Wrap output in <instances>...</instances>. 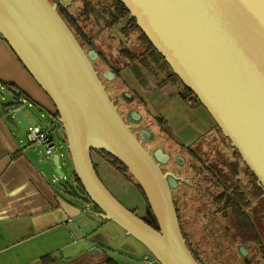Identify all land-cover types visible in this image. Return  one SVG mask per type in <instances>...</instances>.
I'll list each match as a JSON object with an SVG mask.
<instances>
[{"label": "water", "instance_id": "water-1", "mask_svg": "<svg viewBox=\"0 0 264 264\" xmlns=\"http://www.w3.org/2000/svg\"><path fill=\"white\" fill-rule=\"evenodd\" d=\"M119 1L264 188V0ZM57 3L0 0V34L58 110L74 170L102 211L93 213L124 228L159 264H199L181 231L172 193L176 177L161 169L122 117L93 66L98 53L85 51ZM7 101L28 133L22 99ZM92 149L107 150L125 164L144 189L159 231L107 188ZM28 155L45 170L64 175L58 155L52 163L41 161L38 150Z\"/></svg>", "mask_w": 264, "mask_h": 264}, {"label": "crops", "instance_id": "crops-1", "mask_svg": "<svg viewBox=\"0 0 264 264\" xmlns=\"http://www.w3.org/2000/svg\"><path fill=\"white\" fill-rule=\"evenodd\" d=\"M158 77L154 75L159 93L153 94H161L160 105L170 106L165 95L174 90L161 86L162 74ZM136 91L128 96L141 93ZM12 97L22 99L30 126L50 127L66 143L54 103L0 34V264H108L110 259L145 264L142 258L150 253L146 246L116 222L95 214L100 212L75 188L74 169L67 182L54 181L56 172L28 155L38 150L40 159L49 161L38 145H24L26 132L7 101ZM96 161L105 163L101 157Z\"/></svg>", "mask_w": 264, "mask_h": 264}, {"label": "rangeland", "instance_id": "rangeland-1", "mask_svg": "<svg viewBox=\"0 0 264 264\" xmlns=\"http://www.w3.org/2000/svg\"><path fill=\"white\" fill-rule=\"evenodd\" d=\"M62 1L71 11L79 10L78 7L81 3L80 0ZM107 1L108 0H93V3L99 9L100 6ZM90 29L91 30L89 33L90 35H92L93 41H95L97 45V49L102 50L104 53H106V55L109 56V54H111L113 58H115V55L119 53L117 47L120 41H126V44L137 50L140 55L133 66L125 67L118 75H116L115 73H108L107 70L112 72L113 69L109 67L107 68L105 66V63H102V61L97 58L98 56L94 60L95 63L99 64L100 70H104L105 68H107V70H104L106 73H108L105 82L110 88V93L113 100L117 99L115 102L124 116L129 115L130 109H133L134 111L137 110L135 119L140 120L142 126H146L150 131L156 133L157 140L161 141L168 139L169 141H171L175 149V154H177V148L179 147L181 142H184L183 144L188 146H194L197 140H200L201 138L202 141L207 139V132L210 130V127H212L210 125L214 124V119L210 116L206 108L204 109V107H201V115L204 116V118L206 119L205 121L202 120L200 116H196L197 111L192 109L194 108L191 107V101H193V98L189 97L185 92H178V88L175 86H171V84L166 83L167 85H170V89L174 91L167 92L165 95L170 101V106L160 105L162 103L160 99L161 94L160 96H158L159 94H153L154 91L158 92L159 89L155 84L156 81L154 75H159L160 77L162 74L160 72H163L162 70H166V65L160 55H152L151 60L148 62L143 59L144 56L148 58L149 56H147V53L144 52L143 47H139L138 41L136 40V35H132L129 38L123 37L119 33L117 28H113L112 30L107 29V31L104 30L100 32L99 35H95L96 29L94 30L93 26H91ZM85 48L88 47L85 46ZM151 78L153 79V83L150 82ZM136 90L139 91V93L141 91V93H136L134 98L131 97L129 98V100L123 98L124 93L126 95H132V93H134ZM152 96L154 97L153 101ZM185 128L188 129L185 130ZM205 143H208L207 147H205V144H198L197 146L195 144L196 151L200 153L201 156L203 155V157H206L208 155L211 150V145L213 144L207 141ZM150 145L152 147V144ZM180 154L184 158V161L182 166H178L180 169L179 176L182 178L185 177L187 175L186 171L188 169V178L189 180L194 181V188H192V190L191 187H188V183L184 181V183L181 182L178 189L172 192L175 203L177 200L179 210L182 214L181 227L184 234L186 235V232L188 233L189 225L188 218L190 216H194L195 221H197L198 216V214L192 211L191 208H204L206 207L207 202L199 200L200 194L197 192L195 178H190L191 175L193 177L195 175L194 171H190L188 168V164L191 161L190 154L188 152L184 153L183 151ZM92 157L101 179L103 180L105 185H107V187L112 191V193H114L125 205L137 209L135 211L140 215L144 216V214L146 213L147 218L151 220L152 215L135 186L108 162L105 161L103 166L97 164L96 160L100 158L98 153L94 152ZM62 160L65 161L63 169L66 175H70L71 169H74L70 154L69 156L67 155L66 157H64ZM66 161H68V163H66ZM163 167L166 172H169L171 165H163ZM189 194L192 196L190 197ZM197 233L199 235V230ZM240 252L243 254L241 248ZM236 253L237 250L234 251V255L233 253H231L235 260H233V257L230 255L231 261H233L234 263L238 259H243L242 256L238 257ZM224 255H226L225 250ZM242 261L245 262V260Z\"/></svg>", "mask_w": 264, "mask_h": 264}, {"label": "flooded vegetation", "instance_id": "flooded-vegetation-1", "mask_svg": "<svg viewBox=\"0 0 264 264\" xmlns=\"http://www.w3.org/2000/svg\"><path fill=\"white\" fill-rule=\"evenodd\" d=\"M84 49L86 52L91 50L90 48ZM94 60L95 59L92 60L93 66L96 69L102 83L105 85L111 99H113L110 93V88L105 82V79H107V73L104 70H107L109 64L101 58L100 60L102 63H105L107 68L100 70L99 64L95 63ZM169 84L177 87L178 92H185L189 97H192L193 101H191V107H194L192 109L197 111L196 116H200L202 120L206 121L204 116L201 115V107L203 106L197 103L195 97L189 92V90L184 88L177 81ZM124 95L127 98H131L126 94ZM127 98L126 100H128ZM118 111L130 125L133 133L140 141H142L146 149L159 163L161 169L166 172L163 165H171L169 172L176 177L177 181L176 186L172 187V192L178 189L181 182L184 183V181L188 183V187H191V190L194 188V181H191L188 178V169L186 171L187 175L185 178H182L179 176L180 169L178 166H182L184 161V158L180 153L182 151L184 153L188 152L190 156L194 158L188 164V168L190 171H194L196 175V172L191 164H194L193 162L197 161L199 158L193 154L200 155V153L196 151L195 144L196 146L198 144H205V147H207L208 143H205L206 141L213 143L208 155L206 157H203L202 155V159L208 163L206 174L209 175L211 179L217 180L216 176L222 179L223 176H221L219 172L224 173L226 170L231 168L232 173L230 172L229 177L233 174V180L231 182V184L234 185L233 188L228 189V193L224 194L223 190L219 191V188H214L212 186L213 183H207L205 186H200L203 187V193L206 194V207L199 209L191 208L192 211L198 214L197 221H195L194 216H190L188 218V233L186 232L184 237L189 249L199 264H228L229 260L227 261L224 258L225 243L235 244L239 240H241L243 244L256 245L258 243H264V193L257 196L258 192L255 188L256 180L246 172L243 164L239 160L238 152L234 150L231 143H228L222 137L215 123L210 125L212 127H210V130L207 132L208 137H206V140L202 141L201 138L195 142L194 146H188L183 144L184 142H181L177 148V154H175L173 143L168 139L161 141L157 140L156 133L150 131L148 127L142 126L140 120L135 119L133 109H130L128 116H124L119 107ZM187 129L188 128H185V130ZM150 144H152V147ZM212 154H216V156H211ZM222 154L228 155L224 157ZM214 171L219 172L212 173ZM195 175L194 177L191 175L190 178H195ZM198 187L199 186L197 185L196 188ZM216 190L218 191L215 192ZM198 191L199 190L197 189V192ZM191 196L192 195H190V197ZM241 200H243V204H240ZM176 206L179 209L177 200ZM198 230L200 236L197 233ZM241 246L243 245H238L239 251ZM245 249L246 254L243 256L246 257L248 254H250V256L254 254V252L250 253L249 249ZM254 249L256 248L253 247V251ZM243 264H264L263 252L261 251L259 257L256 256L251 259L246 258L245 263L243 262Z\"/></svg>", "mask_w": 264, "mask_h": 264}, {"label": "trees", "instance_id": "trees-1", "mask_svg": "<svg viewBox=\"0 0 264 264\" xmlns=\"http://www.w3.org/2000/svg\"><path fill=\"white\" fill-rule=\"evenodd\" d=\"M80 1H81V3L78 7L79 10L71 11L65 5V3L62 0H50L51 3H57L58 2L57 10L59 11L60 15L65 20L67 25L70 27V29L73 31V33L75 34V36L77 37L78 41L80 42V44L82 45L83 48H85V46H87L90 49L95 48L94 50H96V52L98 53V58L99 59L102 58L104 61H106L109 64V68L113 69L112 72L115 73L116 75H118L125 67L134 65L137 58L140 56L139 53L137 52V50L128 46L126 44V41H120L118 43V47H117L119 53L117 55H115V58H113V56L111 54H109V56L106 55V53H104L102 50L97 49V45H96L95 41H93L92 35H90V33H89L91 30L90 27L93 26L94 30L96 29L95 35H99L100 32H102L104 30L107 31V29L112 30L113 28H115V29L117 28L119 33L123 37H126V38H129L132 35H136L137 36L136 40L138 41L139 47H143L144 52H146L147 56H149V58L144 56L143 59H145L146 61L149 62L151 60L152 55L158 54L162 57V60L166 65V70L163 71L162 78L158 81L159 84L161 86H164L166 83L169 84V83L177 81L184 88L189 90V92L195 97L198 104L203 106L201 104V102L198 100L197 96L191 90V88H189L185 84H183L181 79L175 74V72L172 70L170 65L166 62V60L164 59V56L159 53V51L156 49V47L151 42L149 37L142 30V28L138 25L136 18L130 16V11L126 7L125 4H123L119 0H108L106 3L101 5L100 8L98 9L94 5L93 0H80ZM98 26H100V27H98ZM111 37H113V36H111ZM15 105L20 106L21 104H20V102H18ZM204 109H205V107H204ZM56 113L59 115V112L57 109H56ZM214 123H215L217 129L219 130V132L221 133V135L223 136V138L228 143H231V141L227 137L224 136L221 128L215 122V120H214ZM65 142L67 144L66 135H65ZM234 150H236L238 152V150L235 147H234ZM68 152H69V150H68ZM94 152L98 153V155L101 158H103L106 162H108L111 166H113L119 173H121L126 179H128L135 186V188L137 189V191L141 195V198L143 199L146 206L148 207V209L152 215V219L149 220L148 218H144L138 212H135V209L133 207L125 205L113 193L114 196L121 203H123L130 211L135 213L137 216H139L140 218L145 220L149 225H151L153 228H155L156 230L159 231L160 230L159 223L156 220V218L152 212L151 206L149 204V201H148V198L146 196L144 189L142 188L140 183L134 178V176L131 174V172L125 166V164H123V162L119 158H117L112 153L108 152L107 150L92 149L91 150L92 156H93ZM193 155H195L196 157H199L198 160L193 162L194 164H191V165L196 172L195 182H196V186L197 185L199 186L197 189L199 190L198 193L200 194V198H199L200 201L205 202V196H206V194L203 193V187H200V186H205L207 183H211V184L213 183L212 186L214 188H219V191L223 190L224 194L228 193V189L233 188L234 185L231 184V182L233 180V176H232L233 174H231V177H229L230 172L232 173L231 168L229 170H226L224 173L219 172V171L212 172V173L219 172L221 174V176H223V178L221 179V178L216 176L217 180L211 179L210 176L206 174L208 163L202 159L201 155H199V154H193ZM222 155L224 157H226L228 154H222ZM211 156H216V154H212ZM238 156H239V160L243 164V167L245 168L246 172L248 174H250L256 180L255 188L258 192L257 196L260 195L261 193H264V188L258 183L257 176L255 175V173L246 165V163L242 159L241 154L239 152H238ZM190 157H191V160L194 159V158H192V156H190ZM92 159H93V157H92ZM93 163H94V161H93ZM94 166H95L97 174L99 175L95 163H94ZM220 171H222V170H220ZM235 173H236V170H235ZM73 177H74L73 181L76 184L75 188L77 189V191H79V193L83 194L90 202H92L90 196L88 195L86 189L84 188V186H83L82 182L80 181L78 175L76 174L75 170H73ZM99 177H100V175H99ZM71 186H73V184H71ZM217 191L218 190H216L215 192H217ZM215 196H217V195H215ZM231 198H233V197H231ZM174 203H175V201H174ZM240 204H243V200H241ZM94 206L98 212L102 213L101 209L97 205L94 204ZM175 206H176V203H175ZM176 210H177V214H178L179 222H180V227H181L182 214H181L180 210L177 208V206H176ZM181 231H182V229H181ZM183 236H184V233H183ZM238 245H243L244 248H247L250 250V253L254 252V254L251 256H250V254H248V256H246V257L243 256V254L240 253V251L238 249ZM251 245L252 244H243L241 240H239L235 244L225 243L224 248H225L226 255L224 258L227 261L229 260L228 264H232V263L233 264H243L244 261H242V260H246V258L251 259L252 257H256V256L259 257L261 251L264 254V243H262V244L258 243L256 245H252V246ZM253 247L256 248V249H254V251H253ZM235 250H237L236 255L238 257L242 256L243 259L242 260L238 259L234 263L233 261H231L230 255L232 256L231 253H233V255H234ZM233 260H235L234 257H233ZM107 263L108 264H117L115 261H113V259L108 260Z\"/></svg>", "mask_w": 264, "mask_h": 264}, {"label": "built area", "instance_id": "built-area-1", "mask_svg": "<svg viewBox=\"0 0 264 264\" xmlns=\"http://www.w3.org/2000/svg\"><path fill=\"white\" fill-rule=\"evenodd\" d=\"M24 102L26 101L24 100ZM29 105L31 106L32 104L29 103ZM23 143L26 147L38 145L41 148L43 154L49 159V162H51L55 155H58L60 167L63 170L65 161L62 159L67 155L69 156L68 148L66 143H61L55 138L50 127H44L41 125L30 126L28 133H26L25 138L23 139ZM68 178L69 177L65 172L63 176L56 173L54 181L64 180L67 182ZM142 261L145 264H159L157 259L151 253L145 255L142 258Z\"/></svg>", "mask_w": 264, "mask_h": 264}]
</instances>
